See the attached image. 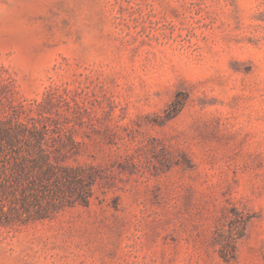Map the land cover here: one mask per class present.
Wrapping results in <instances>:
<instances>
[{"label":"rangeland","instance_id":"374dc122","mask_svg":"<svg viewBox=\"0 0 264 264\" xmlns=\"http://www.w3.org/2000/svg\"><path fill=\"white\" fill-rule=\"evenodd\" d=\"M0 264H264V0H0Z\"/></svg>","mask_w":264,"mask_h":264}]
</instances>
